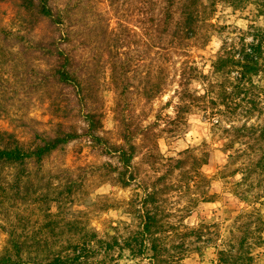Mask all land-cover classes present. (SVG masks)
<instances>
[{
	"label": "rangeland",
	"instance_id": "obj_1",
	"mask_svg": "<svg viewBox=\"0 0 264 264\" xmlns=\"http://www.w3.org/2000/svg\"><path fill=\"white\" fill-rule=\"evenodd\" d=\"M202 2L207 12L213 7L215 11L211 25L205 29L207 43L191 48L189 55L211 77L212 61L222 45L239 47L243 41L251 42L252 34L264 32V12L258 8L264 9V0H249L237 10L226 1ZM50 3L64 17V25L74 23L75 40L79 37L87 41L84 47L78 46V39L76 43L84 59L101 53L95 65L104 113L99 134L107 142L97 146L87 139H78L45 158L38 177L32 178L28 185L34 193L32 198L19 207L25 220L23 224L15 223L17 210L12 211L16 207L6 212L12 204L0 191V253L10 221L17 230L33 231L42 218L40 209L45 206L42 201L49 199L50 209L57 213L60 222L56 230L75 238L96 233L89 245L91 252L82 258V264H150L141 257L132 258L129 251L119 246L139 230L141 203L147 193L154 191L155 202L148 208L158 213L165 229L170 231L168 246L183 244L187 250L182 252L183 264H213L221 238L241 209L256 206L264 219V138L261 135L264 69L252 78L255 86L247 84L244 98L243 94L231 95L223 105L206 100L200 106H193L180 125L172 124L178 103L175 91L179 55L174 54L166 66L165 90L149 103L137 91L142 87L146 68L150 67L149 61L142 57L138 35L129 37L130 44L121 55L129 64L124 82L130 86V92L121 96L114 91L103 68L108 35L100 43L101 31L109 33V25L114 27L118 17L130 21V27L135 29L134 21L139 14L137 0H120L112 7L109 0H50ZM28 28L18 1L0 0V128L13 132L25 146L29 145L30 134L48 129L51 120L37 86L45 67L28 49L32 42ZM191 85L199 94L204 93L197 82ZM232 86L235 84L230 81L224 83L227 93L232 94ZM250 100L255 101V106ZM121 116L133 126L147 128L133 140L136 149L130 170L134 179L127 187L117 182L113 170L119 168L113 148L122 143ZM74 123L82 125L79 120ZM177 161L183 163L177 166ZM13 172L11 168L1 170V187H5ZM128 175L129 172L126 178ZM160 177H163L161 181ZM45 194L47 197H42ZM34 198H38L37 202L28 206ZM52 200L58 201L57 207ZM200 224L212 225L202 238L205 244L191 236L182 238L176 232ZM97 238L111 245L116 240L119 246L105 252L104 244L96 242ZM262 239L261 245L252 248L253 264H264V232ZM248 243H253V239L249 238Z\"/></svg>",
	"mask_w": 264,
	"mask_h": 264
},
{
	"label": "trees",
	"instance_id": "obj_2",
	"mask_svg": "<svg viewBox=\"0 0 264 264\" xmlns=\"http://www.w3.org/2000/svg\"><path fill=\"white\" fill-rule=\"evenodd\" d=\"M17 1L25 14V22L29 25L28 34H31L29 39L32 42L28 49L44 63L45 68L37 86L51 118L48 129L35 130L30 134L28 146L23 145L13 132L0 128V173L3 169H14L10 180L4 183V188L0 182V191L12 204L6 212L9 213V210L16 207L12 211L14 213L17 210L14 214L15 223L23 224L25 220L20 215L22 211H19V207L32 198L34 193L28 185L32 178L38 177L45 158L78 139H87L97 146H104L107 141L99 134L103 128L104 113L95 65L101 53L93 54L91 59H84L83 54L78 53L81 49L78 46L84 47L88 44L87 41L84 38L78 39L79 37L75 40L74 23L72 26L64 25V17L53 9L50 0ZM119 1L109 0V7L117 6ZM221 1H226L231 8L237 10L249 0ZM137 3L139 14L134 21L137 24L133 27L135 29L130 27V21L118 17L114 27L109 25V33L101 31L99 41L101 43L108 35L104 48L107 58L103 68L108 72L112 89L121 96L130 92V86L124 82L129 64L121 59V55L125 54L124 49L130 44L129 37L132 34L138 35L143 47L142 57L150 64L144 72L141 89H137L144 102L149 103L163 93L166 86V66L174 54L181 57L175 91L178 103L175 117L170 121L172 124L180 125L193 106H200L206 100L213 105H223L231 95L243 94L244 98L247 84L255 86L252 78L264 69L263 31L252 34L251 42L245 43L242 39L243 43L239 47L232 45L227 48L222 45L212 61L210 77L199 69L189 54L191 48L207 43L205 29L211 25L214 7L207 12L202 0H137ZM258 8L263 14L264 9L260 6ZM41 27L44 28L42 33ZM228 81L235 84L231 88L232 94L227 93L224 87V83ZM194 82L204 88L203 94H199L194 87L191 88ZM212 90L216 92L215 96L209 97L214 92ZM250 103L255 106V101L250 100ZM119 119L122 143L113 148L119 165L118 169L113 170L116 172L117 182L122 187H127L134 179L130 170L136 149L133 140L136 135L144 134L147 128L133 126L123 116ZM76 120L82 125H76ZM261 135L264 138V126ZM182 163L177 161V166ZM162 179L160 177L159 181ZM155 195L154 191L146 194L141 203L140 228L124 239L122 245L119 246L116 240L111 245L107 241L96 239V242L104 244L105 252L119 246L120 249L129 251L132 258L141 257L150 264H183L182 252L187 250L183 249L182 243L168 246L170 231L165 229L158 213L148 208L149 204L155 202ZM45 196L46 194L42 197ZM37 200L38 198L31 199V205L28 206H32ZM42 202L45 204L40 209L42 218L33 231L17 230L10 221L6 243L0 253V264H82V258L91 252L89 245L96 238V233L86 234L85 238L67 237L65 231L55 229L60 222L57 213H52L50 209V200L43 199ZM52 203L57 207L58 201L52 200ZM240 220L243 222L239 223ZM234 222L221 238L213 264H253L252 248L263 243L264 219L254 206L241 209ZM211 226L200 224L196 228L185 227L183 231L176 232L182 238L191 236L197 242L205 244L202 238ZM249 238L253 239V243H248Z\"/></svg>",
	"mask_w": 264,
	"mask_h": 264
}]
</instances>
